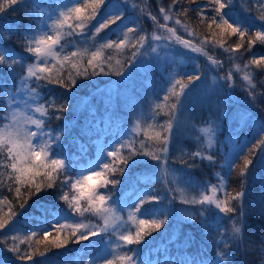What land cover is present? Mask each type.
Listing matches in <instances>:
<instances>
[{"label":"snow or ice","instance_id":"6c2138e0","mask_svg":"<svg viewBox=\"0 0 264 264\" xmlns=\"http://www.w3.org/2000/svg\"><path fill=\"white\" fill-rule=\"evenodd\" d=\"M178 2L179 0H172V5L168 9L160 8L164 21L167 22L172 18L171 10ZM189 3H196V0H189ZM233 4L234 0H208L206 5L197 4L195 9L181 8L177 15L186 16L190 11L196 12L201 23L206 24L215 44L226 53H240L241 50L245 53L252 52L257 43L264 45V29L245 28L229 22L224 13ZM127 5L128 0H118V3L112 5L109 4V0H79L78 3L69 4L66 8L61 9L57 6V9L53 11H58V15L53 19L52 13H46L37 0H5V3L0 4V157H2L0 168L4 169L8 180L11 181L5 186L9 192H15V198L19 200V209L25 208L28 199L37 197L41 192L49 189H56L57 199L63 201L70 212L74 214L90 212L103 221L102 224L87 225L83 222L69 223L67 217L58 216L57 222L52 223L50 229L35 230L27 237L28 240L35 237L37 246L45 245L48 248L60 249L69 243L80 244L83 241L94 240L95 245L102 246V254L88 260L86 264H148L142 255L144 245L149 241L147 238L153 237L154 233H161L162 236L168 234L166 226L169 217L173 211L177 210L166 206L162 215L156 214L146 218L145 205L160 204L164 196L155 194V189H149L138 198L134 205L121 204L113 200L114 193L111 190L117 188L121 181L119 178H109V174L115 177L116 173H119L120 177L124 176L130 162L137 158H147L159 164V175L144 176L141 179L145 183L161 179L165 184L166 192L172 193L168 197V205H174L177 200L175 194L177 191L183 193L182 198L179 199V203L184 206L180 209L182 215L179 216V223L192 224L201 233L211 238V247L206 248L203 240L198 243L192 234H184L177 230L171 236L168 235L167 243L159 249L163 256L157 259L155 264H233L232 250L243 247L246 243L248 214L246 192L249 181L253 178L254 160L258 154L264 153V120L259 122L260 131L254 142L246 146L248 155L241 154L236 159L226 157L225 162L230 173L233 164L240 169L238 188L230 192L228 180L220 173H216L218 185L200 186L205 193L211 191L212 195L190 196L188 192L192 188L191 181L184 182L183 187L176 189L171 187L172 183L178 185L180 183V179L175 176L176 171L169 167L168 156L173 138L181 126V121L176 114L184 109L191 95L189 90L192 86L197 81H201L202 73L199 70L192 73H174L170 78V86L163 95V101L168 109L164 112L167 120L162 124L155 123V127L159 130L147 137V140L152 143L142 140L138 142L139 147H136L135 140H127V136L130 135L127 132L121 135V140L117 142L119 147L108 146L100 136L86 143V133L81 135L84 131L82 127L75 135L71 134L74 127L72 121L65 119V113L72 110L71 98L75 95L73 89L77 88L78 79H91L98 75L110 74L125 76V72L121 70L123 64L119 60L116 64L120 67L114 73L111 67L107 72L104 70V49L113 47L121 49L125 44H130V47L135 49L127 58L130 63H135L137 58L150 54H154V59H158L159 62L165 59L175 62L176 57L171 51V40L168 37L154 33L149 38L145 34H139L136 23L131 25L123 23V8ZM260 8L261 13L257 19L264 24V2L260 3ZM8 9L33 19L36 26L25 25L21 28L19 24L7 19ZM101 9H103V16H101ZM141 12H143L142 9ZM151 19L165 32L174 36L176 42L185 49L196 53L202 51V43L201 46H197V43L192 40L181 39L176 36L174 27H169L166 23L159 24L156 16H151ZM94 20L96 23L94 27L92 25L90 37L93 41L97 35L112 25L118 28L126 27L127 32L123 34V39L108 41L101 44L99 48L93 45L91 51L89 48H84L83 51H70L61 57V53L64 52L62 38L65 35H79L83 40L89 39L84 29L88 28ZM175 24L180 25L181 20L176 19ZM77 28L80 29L79 32H76ZM129 33L136 34L134 43L129 41ZM188 35L194 37L195 34L189 32ZM225 35L237 37L234 47L224 46ZM13 37L17 38L23 53H26L28 58L4 46L3 42ZM86 57L85 64L82 61ZM29 58H34V62L27 63ZM230 58H232L231 55ZM51 61L55 63H50ZM65 65L70 68L67 77L63 75ZM212 65L223 67L222 61L217 59L212 60ZM17 67L21 71L17 72ZM244 69H247L242 77L246 83L245 91L255 103L259 96H264V93L257 91L252 70L264 72V55L257 57L253 53L244 64ZM236 71H241L239 65H236ZM9 78L12 79L11 84L8 83ZM219 80H223L224 84H217L215 79L213 83L217 84L220 90L236 86L232 71L219 77ZM261 83L264 84V82ZM52 84L58 85L64 91L59 96L43 97L40 89ZM227 96L231 98V93H227ZM226 103L227 101L210 103L215 104L219 109L217 120L226 117ZM222 105L225 107H221ZM161 108L162 105L157 103L150 118L155 121V117L160 115ZM95 111V108L90 109L89 114L94 115ZM250 118L247 112L239 114L242 124L247 123ZM52 119L63 121L62 126L59 129L51 128L48 121ZM217 120L210 118L209 126L200 129L207 141L205 146L197 137L203 150L198 149L190 155L183 153L178 157L181 164L187 168H194L199 166L197 161H206L209 165L215 166L217 163L214 155L216 136L220 129ZM90 146H95L97 160L89 162L86 168L81 167L77 174H69L66 160L73 159V153L86 155ZM105 157L106 160H104ZM241 158L242 167L239 163ZM169 176L173 177L171 181L168 179ZM92 180L98 183L92 186L89 184ZM3 183L0 181V184ZM22 188L24 193L21 192ZM101 189L108 190L107 194H102ZM221 192H223V198L218 195ZM24 195L27 199L22 198ZM213 205L218 211L215 223L209 224L205 213L210 211V207L206 206ZM125 208L129 209L128 219L134 222V228H128L127 222L119 214ZM193 208L195 211H190ZM260 212L264 214V207L260 209ZM16 215L18 212L12 210L11 206L8 213L0 210V231L8 229V232L0 238V244L6 248L7 252L12 253L11 258L0 261V264H12L13 258L20 264H28L29 261H33L34 255L44 256V252H40L38 247L22 250L18 246L16 241L20 238L9 231L11 229L9 225ZM225 217H227L228 227L223 226ZM212 231L215 232L214 236L211 235ZM24 242L20 240V243ZM177 245H179V256L172 251V248ZM29 247L31 248V245ZM261 254L264 255V247L261 248Z\"/></svg>","mask_w":264,"mask_h":264},{"label":"trees","instance_id":"16d2710c","mask_svg":"<svg viewBox=\"0 0 264 264\" xmlns=\"http://www.w3.org/2000/svg\"><path fill=\"white\" fill-rule=\"evenodd\" d=\"M72 2V0H37L45 10L46 13H53L57 6L66 5ZM115 2V3H114ZM118 0H109V3L116 4ZM264 0H234V4L230 9L225 10V18L229 22L239 24L241 27L245 28H258V25L262 24L257 17L261 13L260 3ZM5 3V0H0V4ZM166 6L172 5V0H163ZM208 0H196V3H189V0H179V2L173 7V14L178 17L181 22L187 27L189 32L194 33L193 40L195 43L203 47L211 53L218 54L222 48L215 44L212 39L206 24L201 23L200 18L196 15V12L190 11L186 16L183 14L177 15L181 8H192L195 9L197 4L206 5ZM250 9V10H249ZM39 11V9H37ZM103 9H101V12ZM103 13V12H102ZM101 13V14H102ZM7 19L19 24L21 28L25 25H30L35 27V21L31 18L23 16V13L16 12L13 13L11 9H8ZM99 16L97 17V19ZM96 21H92L88 26V29L94 25ZM80 29H76L79 32ZM87 32V28L84 29ZM219 31V30H217ZM71 41L77 46L79 51H83L84 48L91 47L87 40L80 42L79 35H73L69 37ZM219 39V37H217ZM237 41L236 36L225 35L223 38V43L225 47H234V42ZM101 45L100 41H94L93 44ZM5 47H8L18 53L23 54L26 58L27 54L23 53L21 45L17 42V38L13 37L9 41L3 42ZM72 51L69 48L70 52ZM133 49L130 46H126L123 52L116 49L115 47L109 49L110 59L104 60V70L107 72L109 67H111L113 73L120 65L116 64L119 60L123 64V69L125 73L127 72L130 62H128V57L131 55ZM243 51V50H242ZM248 55L253 53H258L259 55H264V45L257 43L252 52H246ZM86 59L82 61L86 64ZM33 58H29L27 63H32ZM57 67H59L57 65ZM26 69V65H25ZM17 72L21 71L17 67ZM70 70L68 65H65L63 75L67 77L68 71ZM91 71V69H89ZM122 77L115 74L110 75H98L91 79H78L77 88L73 89L75 95L72 99V110L65 113V119L72 121V126L74 131L71 133L75 135L79 132L81 127L83 132L81 135L86 133V143H90L91 139L96 136H100L104 139L105 143L108 145L111 141L121 139V135L128 131L138 119L135 117V103L139 100V97H145L146 91H143L142 86L129 87L120 91L116 96H109L102 94L103 91L111 86L115 85ZM255 81L264 82V72L255 70ZM257 82V87L260 85ZM8 83H12V79H8ZM262 89L257 90L260 93H264V84H262ZM41 94L45 98H51L53 96H59L64 89L60 88L58 85H45L41 89ZM252 100V99H251ZM146 101V99H143ZM251 109L246 112L251 117L248 121H251V125H244L240 132V135L246 138L248 146L251 142H254L256 135L260 131L259 122L264 120V96H259L255 103L251 102ZM95 108V114H89V110ZM167 105L165 102L162 104L160 110V115L155 117V121L151 118H145L141 121V131L135 135L131 140H135L136 147H139V141H145L147 143H152L148 141L147 137L153 135L155 131L159 129L155 127V123H164L167 120V116L164 115L166 112ZM248 123V122H247ZM48 124L53 129H59L63 121H56L52 119L48 121ZM153 125V127H149ZM63 139V138H62ZM128 139V137H127ZM116 147H119L118 145ZM229 145L224 143L222 145L218 144L214 155L217 163L215 166L209 165L206 161H197L198 167L187 168L185 165L181 164L178 160L180 154V148L173 145L171 149V164L175 168L176 173L179 174L180 183H172L171 187L174 189L178 187H183L184 182L191 181L192 187L204 183L217 182L216 173H220L225 176L228 180V190L231 192L238 188L239 168L236 164L232 165L231 173L226 164L227 150ZM96 148L95 146H90L86 155H78L73 153V159L66 160L68 165L69 174L75 175L79 172L82 166L88 164V161L96 158ZM195 150L192 149V145L186 150L185 153L190 155ZM258 151V150H257ZM248 155V148L245 147L239 153V155ZM238 157V155H237ZM236 157V158H237ZM235 158V159H236ZM2 159V157H0ZM259 156L257 155L254 160V171L253 178L249 181L248 189L246 192V203L248 204V214L246 220V243L243 247L234 248L232 250V260L233 264H262L264 261V255L261 254V248L264 247V214H261L260 209L264 207V165L258 163ZM156 162L147 160V158H137L136 160L129 163V167L125 172V175L120 177L119 173H116L115 177L109 174V178H119L121 183L115 188L111 189L113 191V200L118 201L121 204H130L139 193L145 194L149 189H155L157 195L164 196V200L160 204L145 205L144 211L151 214L159 209L163 210L166 206L177 211H173L169 217V222L166 228L168 229V234L162 236L161 233H154L153 237H148L149 240L144 245V250L142 252L144 260L150 263H155L157 259L163 256V253L159 252L167 243L168 235L171 236L175 231L179 230L184 234H192L198 243L204 242L205 247H211V238L209 235H204L200 230L192 224H180L179 216L182 215L180 209L184 206L179 203V199L182 198L183 193L177 191V200L174 205H168V197L172 193H168L165 190V184L161 179H156L153 182L145 183L141 178L144 176H158L159 169L154 166ZM242 167V158L239 161ZM251 167V166H250ZM0 210L3 213L9 212V206L11 209L18 212L13 219L9 228L11 234L17 235L20 239L16 241L18 246L22 250H32L39 248L40 252H44V256L39 254L34 255L33 261H29L30 264H86V262L94 258L101 247L95 245V241H83L80 244L69 243L66 247L56 249L54 247L48 248L45 245L37 246L35 243L36 238L33 237L28 240L27 237L35 230H48L51 228V224L57 222L56 219L61 215L74 214L68 210L67 205L63 201L57 199V190L49 189L46 192H41L39 196L32 197L28 199V203L24 209H19L15 192H9L8 188L5 186L11 181L8 180L7 174L3 168H0ZM192 190V188H191ZM87 192V190H85ZM103 194H107L108 190L101 189ZM24 193V189H21ZM127 194V196H125ZM189 194V192H188ZM221 198H223V192L218 193ZM23 199H27V196H22ZM86 206V205H85ZM210 207V211L205 213V218L208 219L209 224L215 223V217L217 211L213 206ZM190 211H195V209H190ZM163 214V213H162ZM161 214V215H162ZM78 217H82L87 220H94L95 217L90 212H85L82 214H74ZM198 224V221L196 222ZM223 226L228 227L227 217L224 218ZM8 229L0 231V238H2ZM55 233H53L54 235ZM211 235L214 236L215 232L212 231ZM203 236V238H202ZM20 240H24V243H20ZM11 243V241H9ZM31 245V248L29 247ZM179 245L174 246L172 251L179 256L178 251ZM214 251V250H213ZM12 253L6 251V248L0 244V261H4L11 258ZM12 264H20L19 261L12 259Z\"/></svg>","mask_w":264,"mask_h":264},{"label":"rangeland","instance_id":"374dc122","mask_svg":"<svg viewBox=\"0 0 264 264\" xmlns=\"http://www.w3.org/2000/svg\"><path fill=\"white\" fill-rule=\"evenodd\" d=\"M79 0H72V2L61 5L60 8H66L69 4L78 3ZM115 3V2H114ZM114 3H109L110 5ZM118 3V2H117ZM135 5V7H133ZM168 9L170 6H166L163 3V0H128L127 7L123 8L124 14V24L131 25L132 23H136L139 34H145L149 38L155 34H161L168 37L171 40V51L175 54V62L168 61L165 59L163 62H159L158 59H154V54L145 55L143 57L137 58L135 63H130L125 76L122 77L115 85L107 88L103 91L102 94L109 96H116L120 91H123L129 87H138L142 86V90L146 91L145 97H139V100L135 103V117L138 119L137 123L132 125L131 128L128 129L127 140H131L135 135L140 133L141 129V121L145 118H150L154 112L155 105L157 103L163 104V95L167 92L168 87L170 86V78L174 73L183 74V73H192L199 70L202 73L201 81H197L196 84L192 86L189 90L191 95L185 104V107L182 111L178 112L176 115L181 121V126L177 130L176 135L173 138V142L169 148V167L170 169L175 170L171 164V149L172 146H178L180 148V152H186L190 145H192V149L197 151L198 149L203 150L201 148V144L198 143L197 137L200 138V141L206 146V139L203 134L200 132V129L208 127V121L211 118L212 120H217L219 115V109L216 108L215 104H210L212 101H227V115L222 120H217V123L220 125V129L217 131L216 136V148L218 144L222 145L224 143L229 145L227 150V157L229 159H235L237 155L242 151L243 148L248 146L246 142V138L240 135L242 127L246 125H251V121L248 123L242 124L239 119V114L245 113L248 109H251V97L247 95L245 91L246 83L243 81L242 77L244 72L247 69H244V64L252 57L253 54L248 55L247 53L241 50L240 53H226L223 49L218 53L208 52L204 47H202V51L200 53L192 52L188 49L182 47L179 43L176 42L174 36H171L169 33L165 32L163 29L159 27L157 23H154L151 19V16H156L159 24H167L169 27H174L176 29V36H179L181 39L193 40V37L189 36L187 27L181 22L180 25L175 24V20L179 19L173 14V8L171 10L172 18L169 21H164L163 15L160 13V8ZM141 9L143 12H141ZM53 19L58 15V11L52 13ZM104 13L101 14L103 16ZM100 17L98 18V20ZM95 24L93 25V27ZM90 27L87 28V34L89 39H87L91 50H93V45L95 48H99L100 45L95 44L94 41H100L101 44L107 43L108 41H116L119 39H123V34L127 32L126 27H117L116 25L110 26L109 29L102 31L99 35L95 37V40H91L92 31ZM258 28L264 29V24L258 25ZM115 29V31H113ZM67 31V29H65ZM136 34L129 33V41L132 43L135 42L134 37ZM70 36L65 35L62 38L61 43L64 45V52L61 53V57L68 53L69 48L72 51L78 49V45L76 46L73 41L69 38ZM80 42L84 41L81 37L79 38ZM195 43V42H194ZM80 46V45H79ZM126 46H130V44H125V46L120 50L123 52V49ZM197 46H200L197 44ZM59 51V48H57ZM135 51V49H133ZM143 51V49L141 50ZM150 51V50H149ZM109 49L103 50L104 60L109 58ZM163 55V52H161ZM230 55L232 58H230ZM257 57L260 55L255 53ZM217 59L222 61L223 67L219 68L217 66L212 65V60ZM109 60V59H108ZM34 62V58H33ZM50 63H55V61H51ZM236 65H239L241 71H236ZM229 71L234 73V78L236 79V86L234 88H224L220 90L217 87V84H224L223 80H219V77L225 76ZM253 71V82L257 84L258 81H255V70ZM179 78V76H177ZM214 79L217 81V84H214ZM260 87H257V90L262 89V83L258 82ZM177 90H179V86H177ZM227 93H231V98L227 96ZM146 99V101H143ZM221 107H225L222 105ZM121 140V139H120ZM117 139L111 141L108 146H119L117 143L120 141ZM125 143L127 141H124ZM216 150V149H215ZM97 155V150L95 151ZM182 155V154H180ZM259 161L258 163L264 165V153L258 154ZM107 158L105 157L104 160ZM97 160V156L95 159L91 158L88 161L94 162ZM88 164L82 167H88ZM156 168L159 169V164L156 162L154 164ZM175 176L179 178V174L175 172ZM168 179L171 181L173 179L172 176H169ZM180 179V178H179ZM98 183L96 180L89 181V184L95 186ZM218 185L215 181L213 183H204L195 185L192 187V190L189 191L190 196H198V195H212L211 191L204 192L203 188L200 186L203 185ZM87 190V189H85ZM101 191V190H100ZM102 193V191H101ZM103 194V193H102ZM142 194L139 193L137 197L130 203V205H134V203L138 200V198ZM214 207V205H213ZM215 208V207H214ZM134 211V209H133ZM129 209L125 208L121 213L122 219L127 222L128 228H134V222L128 219ZM163 210L159 209L156 212H152L149 214L144 211L145 217H150L156 214H162ZM67 217V222H83L87 225H95L97 223H103L102 220H99L97 216L94 215V220H87L82 217H78L77 215H61ZM115 239V237H113ZM102 254V246L100 251L95 256H99ZM30 264V263H28ZM155 264V263H150Z\"/></svg>","mask_w":264,"mask_h":264}]
</instances>
